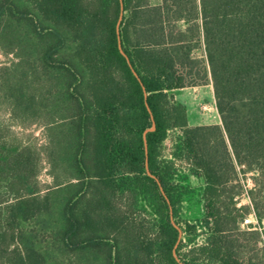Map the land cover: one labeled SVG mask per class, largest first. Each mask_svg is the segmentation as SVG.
Here are the masks:
<instances>
[{"label":"trees","instance_id":"trees-1","mask_svg":"<svg viewBox=\"0 0 264 264\" xmlns=\"http://www.w3.org/2000/svg\"><path fill=\"white\" fill-rule=\"evenodd\" d=\"M124 3L141 81L119 47L120 0H0V44L19 56L8 95L41 116L54 177L39 179L44 148L0 121V264H181L176 162L205 177V215L188 227L209 230L203 243L182 234L181 260L264 264L262 232L241 225L264 220V0ZM209 82L222 122L190 125L172 90ZM147 102L149 166L170 202L146 169Z\"/></svg>","mask_w":264,"mask_h":264},{"label":"rangeland","instance_id":"rangeland-1","mask_svg":"<svg viewBox=\"0 0 264 264\" xmlns=\"http://www.w3.org/2000/svg\"><path fill=\"white\" fill-rule=\"evenodd\" d=\"M158 1L159 0H152L153 3H157ZM18 61L19 56L16 55L15 52L7 51L0 44V121L4 123V130L13 131L25 140L32 141L44 148L43 166L39 179L46 186L53 185L54 177L51 172L47 152L45 151V147H48L49 137L42 118L40 115L36 116L34 112L29 111L25 113L20 107H16L15 103H13V98H10L8 95L7 74L11 73L12 68ZM178 90L180 89H176L175 91L178 92ZM189 91L188 96L190 104L198 107L199 114L205 113L207 121H214L217 116L219 117L220 123L222 122L216 107L214 88L211 82L195 85V87L191 88ZM170 134L172 136L174 132L171 131ZM164 159H175L169 148L165 153ZM176 167L175 182L182 192V198L181 201L177 203L178 212L175 220L179 221V225L188 228L187 231L183 233L185 240L194 237L195 242L203 243L209 230L202 224H199L197 229H190L188 225L201 223L200 221L205 215V199L203 196L205 182L201 178V175L188 165L176 162ZM251 175L252 174H248L249 179L248 184H246L247 187L253 185L250 179ZM250 204L251 200L246 194H243L239 198V205ZM137 208L141 210L140 214L142 217L148 216L151 222L156 226L160 224V218L158 214L153 212L148 200L141 198L137 203ZM256 227L262 232V237L264 239V220L261 223H257ZM242 228L246 229L247 226H242ZM262 246H264V240ZM95 263L99 264L100 261Z\"/></svg>","mask_w":264,"mask_h":264},{"label":"water","instance_id":"water-1","mask_svg":"<svg viewBox=\"0 0 264 264\" xmlns=\"http://www.w3.org/2000/svg\"><path fill=\"white\" fill-rule=\"evenodd\" d=\"M121 2V6H120V14H119V18H118V22H117V32H118V35H119V47H120V50L121 52L127 57L132 69H133V72L134 74L138 77V79L141 81L140 79V76L138 74V72L136 71V69L132 66V63L130 61V58L128 56V54L125 52L124 48H123V44H122V39H121V25H122V21L124 19V15H125V3H124V0H120ZM142 83V82H141ZM143 85V83H142ZM143 88H144V91H145V96L147 97L148 95V92L146 91L145 89V86L143 85ZM147 107H148V110L151 114V120H152V124L150 127L146 128L144 133H143V137H144V142H145V148H146V169H147V172L149 175H151L152 177H154L158 183L160 184V187H161V190L163 192V194L165 195V197L167 198V200L170 202V199L168 198V195L163 187V185L161 184L159 178L152 173V171L150 170V166H149V158H148V152H149V148H148V139H147V134L150 132V131H154L157 127V124H156V120H155V117H154V114H153V111L151 109V107L149 106L148 102H147ZM171 219H172V222L174 223V225L179 229L180 231V236L178 238V241L176 242L175 244V247H174V255L176 257V259L181 263V264H188V263H185L184 261L181 260V258L178 256L177 254V247H178V244L180 242V239L182 237V234H183V231H182V228L180 227V225L178 224V222L175 220V217H174V210H173V207L171 206Z\"/></svg>","mask_w":264,"mask_h":264},{"label":"crops","instance_id":"crops-1","mask_svg":"<svg viewBox=\"0 0 264 264\" xmlns=\"http://www.w3.org/2000/svg\"><path fill=\"white\" fill-rule=\"evenodd\" d=\"M160 2H161V0H159L155 4H158ZM193 87H195V86H185V87H181V88H175L172 90L173 94L176 96V100L178 102H181V103L186 105L188 123L190 125H202V124H214V123L220 124L219 117L216 116L214 121H207L206 117H205V113L199 114L198 107L190 104L188 94L190 92L189 90H191V88H193ZM176 89H180V90H178V92H176L175 91ZM220 118H221V116H220ZM201 178L204 180L205 186H206L205 177L201 176Z\"/></svg>","mask_w":264,"mask_h":264},{"label":"built area","instance_id":"built-area-1","mask_svg":"<svg viewBox=\"0 0 264 264\" xmlns=\"http://www.w3.org/2000/svg\"><path fill=\"white\" fill-rule=\"evenodd\" d=\"M258 223L257 217L254 212H250L244 220L241 222L242 226L249 227L250 225H254L256 227V224Z\"/></svg>","mask_w":264,"mask_h":264}]
</instances>
